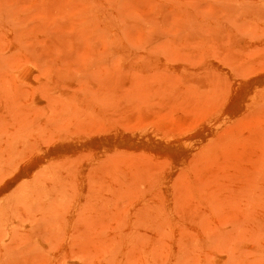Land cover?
Wrapping results in <instances>:
<instances>
[{
    "label": "rangeland",
    "instance_id": "1",
    "mask_svg": "<svg viewBox=\"0 0 264 264\" xmlns=\"http://www.w3.org/2000/svg\"><path fill=\"white\" fill-rule=\"evenodd\" d=\"M0 217V264H264V0H0Z\"/></svg>",
    "mask_w": 264,
    "mask_h": 264
},
{
    "label": "bare ground",
    "instance_id": "2",
    "mask_svg": "<svg viewBox=\"0 0 264 264\" xmlns=\"http://www.w3.org/2000/svg\"><path fill=\"white\" fill-rule=\"evenodd\" d=\"M2 213V212H1ZM1 218V217H0Z\"/></svg>",
    "mask_w": 264,
    "mask_h": 264
}]
</instances>
